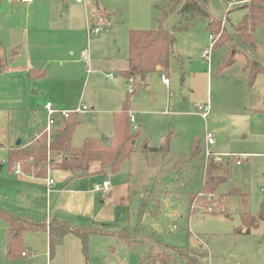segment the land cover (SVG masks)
I'll return each mask as SVG.
<instances>
[{"label":"rangeland","instance_id":"1","mask_svg":"<svg viewBox=\"0 0 264 264\" xmlns=\"http://www.w3.org/2000/svg\"><path fill=\"white\" fill-rule=\"evenodd\" d=\"M6 1L0 2L2 39H4L3 27L11 25L12 21L18 23L24 15L22 10L19 11L18 17L6 20L8 13ZM36 1L38 5L49 6L52 20L62 27L61 31L64 32L61 34L67 35L69 43L76 52L81 48L84 49L83 45H87L90 51L94 44L92 57L105 58L114 67L113 70L103 72L104 68H99L97 65V68L102 70L100 72L95 65H92V69L96 72L87 76L76 53L72 63L68 65L66 71L74 73L82 81L78 88L86 89L84 96L78 93L75 97L77 99L78 96V101L88 109V114L82 118L73 132L71 144L74 149L81 147L84 137L105 138L111 135V115L104 108L111 88L104 75L113 73L115 80L121 78L118 70L125 65L128 30L163 27L175 38L172 53L176 57L171 59L169 70L161 72L165 73L169 85L165 86L161 82V73H151L148 74L147 79V87L150 90L145 89V81L138 77L136 81L139 88L134 94H129L127 86H124L123 90V101L126 95L129 98V113L130 109L134 111L142 130L145 126L151 132V136H147L150 145H159L157 135L159 122L165 126L170 123V134L166 132L165 137H171L172 145L176 140L173 152L163 155V153L135 150L131 159L124 162L117 173L108 175L111 187L114 189L112 195L108 196L107 194L101 196L99 193L87 194L92 183L101 181L102 177L88 176L75 182L65 183L62 180L64 175L50 173L52 180L58 184L63 181L62 188L67 190V195L58 196V200L51 196L48 213L55 216L51 215V218L66 219L74 226L89 227L96 224L111 233L89 237L87 264H131V259L137 258V250L142 253V247L144 252L151 253H147V258L163 257L164 263H167L169 260L163 253L169 256H172V253L163 245L179 248L192 245L196 249L206 251L209 264H264V222H260L256 228L247 233L240 218L243 202L246 204L245 210L252 216L258 214L260 206L264 203V101L262 100L264 74L258 75L252 85L241 78L242 66L249 52L238 41L233 30L246 14L244 3L240 0H226V2L206 0L205 7L216 20H221L219 32L213 35L215 37L219 35L217 38L219 39L222 28L228 33L227 39L217 42L212 49L210 68H208L202 58L203 51L211 44L207 28L208 20L192 18L193 16L186 18L174 10L171 11L170 0H83V4L80 5H77L75 0ZM96 1L99 6L107 10L111 21L104 15L106 12L100 10L98 12L100 17L95 23L102 24L105 31L97 36L88 37L86 30L91 22H94L91 14ZM230 1L235 2L231 7L227 4ZM14 2L12 1V8L16 5ZM136 3L149 4L146 14L138 12L134 7ZM82 18L83 26H81ZM72 27L78 28L82 33L75 36H72V33L68 34L66 30ZM254 38L257 45L255 60L264 65V23L256 28ZM5 40L7 41L6 37ZM3 45L0 44L1 47ZM228 53H231L233 63L221 69L223 59ZM181 70L186 73L182 85ZM120 80L124 82L123 78ZM40 82L37 81L31 91H37V99L45 102L51 91L53 96L56 95V90L51 77L45 76ZM39 86L43 90H40ZM151 93L156 98L153 107L148 104ZM168 101L177 103V109L182 114L171 116V110L168 107L166 109ZM207 101L210 104V112L207 118L203 119L197 112V107ZM95 102L99 107L90 104ZM137 110L142 115H138ZM148 112L152 114L148 115ZM244 114L247 116L246 119L241 118ZM248 123L250 125L246 130ZM35 127L36 121L31 114L28 115V112L10 110L7 115L6 112L1 111L0 146L5 147L7 144L10 146L18 141L30 139ZM207 132H211L215 142H219L229 153L241 151L258 154H228L229 156L226 157L232 162L234 156L239 155L245 160L239 166L229 163L226 184H221L213 193L205 194L200 188L206 158L204 139ZM240 132L242 134H238ZM41 133L42 131H39L33 138L38 139ZM195 135L202 140L203 151L195 161L189 162V145ZM241 136L245 138L241 139ZM140 137V139L144 138L143 132ZM244 139L245 141H242ZM244 147L248 149L245 151L242 149ZM260 153L262 155L257 156ZM3 155L4 151H0V157ZM228 184L240 188L246 195L233 194L235 189L229 188L231 186ZM142 191L145 193L143 196ZM75 192L80 195L74 194ZM188 198L194 211L188 206ZM216 208L224 209V213H207L209 209ZM190 212L192 214H189ZM43 214L44 210L38 212L34 219L39 221ZM122 229L135 232L136 245H128L124 240L112 235ZM138 232L141 233L138 235ZM26 235L29 243L34 246L26 263L50 264L49 256L45 255V243H47L45 234L28 232ZM173 261L174 263L168 264H175V260H171ZM12 262L21 264L19 260ZM0 264H6L3 240L0 242ZM51 264H66L65 257L62 258L61 253H58V247L53 251Z\"/></svg>","mask_w":264,"mask_h":264},{"label":"crops","instance_id":"2","mask_svg":"<svg viewBox=\"0 0 264 264\" xmlns=\"http://www.w3.org/2000/svg\"><path fill=\"white\" fill-rule=\"evenodd\" d=\"M12 1H15L14 3H16V5L13 8L11 6ZM6 3H7L6 5L8 8L6 20L7 19L9 20L11 17H18L19 11L22 12V10L24 11V15L23 17L19 16L22 19H20L18 23L12 21L11 25L3 27L4 35L3 34L2 35L4 36V39H2V36L0 37V44H4L3 47L0 46L1 54L3 53L7 55L8 52L11 50L17 51V56L10 59L5 69L0 73V112L1 111L6 112L8 115L10 110H12V111H19V112H28L29 116L31 114L33 117V120L36 121V127L34 131L32 132V137H31L33 138L35 137V134L43 130L44 123H45V113L43 111V106L46 103H51L54 106V108L58 110H71L77 107L78 105L82 104L81 101H78V96H77V99L75 96L78 93H81L84 96L86 93V89L80 90L78 88L79 84L82 82L80 77L76 76L72 72L66 71L68 69V65L72 63V58L75 55V53L77 54L78 61L82 65L84 73L87 76L96 72V70L92 69L91 67L92 65H95L96 69H98L97 65L99 68H104L103 72H106V70H113L114 67H113V64H110L109 61L106 60L105 58L100 57V59H96L95 57H92V52L94 53V49H95L93 43H92L93 44L92 49L90 51L87 45H83L85 46L84 49H87L89 51V54L91 53L90 54L91 72L88 73L80 57V52L84 49L81 48L82 50L80 49L81 50V51L79 50L80 52L79 51L76 52L75 49L71 46V43H69V38L67 37V35L61 34L64 31H61L62 27L58 26L52 20V13L48 5L46 6L38 5V1L36 0H31L30 3H21L19 0H7ZM76 4L80 5L83 3L76 2ZM95 5L96 6L92 9V14H91V19L92 21H94L93 23H95V21H97V19L100 17V15L98 14L100 10L105 11L106 14L104 15H106L107 18L111 21V18L109 14L107 13V10L104 7L99 6L97 1ZM148 6L149 4L147 3L134 4V7L141 14H146V9L148 8ZM83 15L85 16V13ZM81 26H83V18H82ZM130 30L132 29H129L128 32ZM144 30H155V29H144ZM66 31L68 34L72 33L73 34L72 36H75V34L82 33L76 27H72L70 29H67ZM128 32H127V38H126V47H127L126 56L124 59L125 65H124V68L118 70V73L120 77L123 78L124 82L120 80L121 78H119V80H115V74L113 73H107L104 75V78L108 80V84L110 85V88H111L108 91V98L106 99L104 108L111 115V123H112V130H111L112 132L110 131L111 135L109 137H105L106 135H104L105 138H111L113 135V117L116 113H119L121 110L120 107H121V101H123L124 86L129 87V84L133 86L134 92L129 93L130 95L134 94L136 90H138L139 88V86L137 85V81H136L137 76H132L133 82L129 83L128 79L122 75V72L127 69L126 60H127V54H128V43H127ZM86 34H87V30H86ZM87 36L90 37L88 34ZM5 37L7 38V41L5 40ZM98 43H100V40H98ZM175 57L176 56H174V54L172 53V59ZM208 68H210V64L208 65ZM98 70H100V72L102 71L101 69H98ZM162 71L163 70L159 67V69L157 70L156 68V70L152 74L161 73ZM31 73H34L32 77H30ZM41 73L44 74V77L46 76V77L52 78V83L56 90V95L53 96L52 91H51V94L47 96V100L45 102L42 99L40 100L37 99V91H31L32 88L36 85V82L37 81L40 82L44 78V77L39 78ZM209 73H210V70L208 71V74ZM181 74H183V76H181ZM185 74L186 73L181 70L180 72V82H181L180 84L181 85L184 82ZM160 75H161V82L165 86H168L170 82L168 78L166 77L165 73H161ZM163 75L167 79V82H168L167 84H165L162 81ZM148 77L149 76L147 75L143 79L139 78L140 80L145 81L146 85L144 86L147 91L150 90V88L147 87ZM241 78L245 79L243 74L241 75ZM39 88L40 90H43L41 86H39ZM126 97L127 95L125 96V98ZM155 99L156 98L154 97V94L151 93L149 102H148L150 107L154 106ZM262 100L264 101V98ZM206 103L209 104V101L205 102L204 104ZM90 104L93 106L97 105L99 107V104L97 102L90 103ZM167 107L171 110L170 115L173 117L179 116L180 114H182L177 109V103L175 102L173 103V102L168 101V103L166 104V109ZM136 113H138V115H142L141 112L138 110ZM87 114L88 113H86L85 115ZM151 114L152 112H148V115H151ZM84 116H80V117L83 118ZM130 116L134 118V125L137 127L136 130L138 132V138L135 140L133 153L135 152V150H138L140 152H149L148 151L149 148L151 150L153 149L157 150V148H160L161 146H163V144L165 143V139H166L165 134L166 132L170 131L169 122L167 123L166 126L163 125L162 122H159V130L157 131L158 132L157 135L159 137V143H158L159 145L156 146V145H150V141L149 139H147V136L148 137L151 136L150 130H148L145 126L143 127V130H142V127H140V124H138L137 122L135 112L132 111L131 109L129 113V118ZM243 117L246 119L247 118L246 114L241 115V118ZM37 121L39 122L38 125H37L38 123ZM60 122H62V120H59L57 125L54 127L53 131L56 128H58V125L60 124ZM249 125L250 124L248 123L246 130L248 129ZM130 126H131L132 131H136L135 129H133V126L131 125V123H130ZM250 129H252V127H250ZM241 131H245V130H241ZM142 132H143L144 138L140 139L141 138L140 136H142ZM207 133L212 134L211 132H207ZM168 134H170V132ZM238 134H242V132ZM195 137H198V136L195 135L192 137L189 146H191V143ZM87 138H97V137H84L81 142H83ZM240 138L243 139L245 138V136H241ZM30 139H27V140H30ZM27 140L19 141V142L20 144H22V143L27 142ZM71 140H72V136H71ZM170 140H171V137H170ZM242 141H245V139ZM175 142L176 140L173 142V145H172V143L169 141L166 153H163V151L162 152L154 151L153 153H159V154L163 153V155L170 154L174 150ZM16 143L11 144L10 146L9 144H7V146L5 147L0 146V151H4L3 157H0V167H1V170H0V208L7 210L14 215L29 217L34 222L46 223L47 225L46 230L42 233L45 234L47 243H48V233L47 232H48V223H49L48 221L52 219L51 218L52 216H54L53 214L48 213V210H49L48 203H50L51 196L53 199L58 200L60 196L67 195L66 193L67 190H64L62 188L63 181L65 183H70V182L78 181L88 176H92L95 178L102 177L101 181H94L92 183V187L89 189V192L87 194L90 195L94 193L95 194L99 193L101 194V196H104L102 194H107V196L109 194L112 195L114 189L111 187V182L108 179V175H110L111 173H107V170H101V167L99 163L97 162H96L97 164H95V162L90 163L89 174L87 176H78L74 172L64 171L57 167H54V165L53 166L51 165L52 168L50 167V172H49L50 179H52L50 176L51 172H54L57 174L61 173L62 175H64L62 176L63 181H61L60 184L56 183V181L53 180L54 181L53 184L47 185V182L45 180L46 174L44 173V169L41 172H38V171L35 172L33 168H29V169L23 168V172H24L23 176L14 175L13 174L14 164L12 165L7 164L5 160L7 158L8 150L12 148V146H18L16 145ZM205 144H206V141H205ZM70 146L71 148L74 149V147L71 144V141H70ZM209 148L212 149L211 151L213 154L222 156L223 162L226 161L230 164L231 163L234 164V163L230 161V158H227L226 156H229L232 154L233 155L234 154H250V155L258 154V153H243L241 151H239L238 153H229L228 151H225V149L221 146L219 142L216 143L214 138H213V143L209 146ZM242 149L246 151V149L248 148L244 147ZM261 155L262 154L260 153L257 156H261ZM130 159L131 157L128 160H126L125 163L128 162ZM206 159L207 158H205V162H206ZM54 161L58 162V159L54 157ZM205 162H204V165H205ZM203 178H204V167H203ZM104 181L109 182L108 192L100 193V192H96L93 190L94 185L101 184ZM229 188L237 189L241 195H246L243 193V191L240 188L236 186H231ZM145 190L146 189H144V191ZM83 193H86V192L83 191ZM74 194L80 195V193L78 192H75ZM68 195H72V194H68ZM143 195H145V193L142 191V196ZM188 201H189V198H188ZM43 210H44V214L42 215L43 216L42 219H39V221L35 220L34 218L36 214H38V212L43 211ZM59 219L60 221L68 222L66 219H63V218H59ZM71 226L85 227L84 225H78V226L71 225ZM91 226L102 228L100 226H97L96 224H92ZM7 229H8V224L0 219V233L2 234V236H0V242H2L3 240L5 244H6ZM28 232H33V231H28ZM28 232H25L23 236V247H24V252L26 253V255L25 256L20 255L12 260L7 259L6 257V264L8 262H10V264H14V262L12 261H15V260L16 261L19 260L21 264H27L26 262L29 259L30 251L34 247L31 243H29V239L26 235ZM140 233L141 232H138V235ZM3 234L5 236L4 238L5 240L3 239ZM47 243H45L46 257L49 256V247L47 246ZM131 244L136 245L135 241ZM57 247H58V253L59 252L61 253L62 258L65 257L66 264H87L86 262L87 260L82 253L81 242L78 238L74 237L73 235L65 236L63 238L62 243ZM191 247H194V246L191 245ZM142 250L143 251L141 252L143 253L144 252L143 247H142ZM142 253L140 254V252L137 250V258L135 259L132 258L131 264H140ZM5 255H6V249H5ZM49 259H50L49 262L51 264L50 256H49ZM175 262H176L175 264H177L181 261L175 260ZM169 263H174V261L173 262L170 261ZM182 264L184 263L182 262Z\"/></svg>","mask_w":264,"mask_h":264},{"label":"trees","instance_id":"3","mask_svg":"<svg viewBox=\"0 0 264 264\" xmlns=\"http://www.w3.org/2000/svg\"><path fill=\"white\" fill-rule=\"evenodd\" d=\"M244 3L243 8L246 14L233 27L238 41L248 50L245 63L242 66V74L250 85L256 77L264 74V65L255 60L254 54L257 51L255 43V30L264 23V0H240ZM206 0H170L172 3L171 11L179 13L186 18H203L208 20V30L210 34L219 32L221 20H216L205 7ZM177 8L178 10H176ZM159 25L161 22L159 21ZM227 31L222 28V35L217 40L220 42L227 39ZM175 41L173 35L163 27L155 30H130L128 32V54L127 69L122 72L125 78L137 76L143 79L148 74L153 73L157 67L163 71L169 70L172 59V46ZM216 42V44H217ZM17 56L16 50H11L7 55L0 53V73L5 69L10 59ZM231 53H228L223 59L221 69L229 67L232 63ZM34 73L30 74L32 77ZM41 73L39 78H43ZM264 98V93H263ZM129 98L126 97L119 113L113 117V135L111 138H87L82 142L78 149L70 146L71 136L75 128L81 123L82 117L72 116L62 120L50 137L49 148H46V135L40 134L39 138H32L18 146H13L7 153V164L22 163L24 168H33L35 172H41L46 164L54 165L64 171L74 172L78 176H87L89 174V165L92 162L99 163L101 170H107V173H117L126 160H128L133 151L135 140L138 138V132L131 129L128 111ZM137 131V130H136ZM170 136L166 137L165 143L157 150L150 148L149 152L160 151L167 152ZM202 141L195 137L189 149V162H193L202 155ZM54 157L58 162L54 161ZM47 162V163H46ZM228 162L214 163L211 158H207L204 165V178L201 185V192L208 194L215 192L221 184L226 183L229 175ZM240 194L237 189L233 194ZM241 195V194H240ZM239 195V196H240ZM240 218L245 232H250L264 222V203L256 216H252L245 210V202L242 203ZM191 206V200L188 201ZM215 212H223L224 209H217ZM189 214H192L190 212ZM206 214V213H205ZM0 219L8 224L6 231V257L12 260L24 253L23 236L25 232H44L46 223L34 222L29 217L18 216L7 210L0 208ZM48 247L49 256L52 257L54 249L59 246L63 238L67 235H73L81 242L82 253L87 258L88 240L91 235H110L103 228L96 226L73 227L66 221L50 219L48 221ZM242 232L237 230V232ZM124 240L128 245L135 241V232L122 229L112 233ZM165 249L171 251V255L164 254L169 261L164 263L163 257H152L147 255L149 252H143L140 264H168L171 260L181 261L184 264H208V255L199 249L189 245L185 247H174L163 245ZM151 254V253H150Z\"/></svg>","mask_w":264,"mask_h":264},{"label":"built area","instance_id":"4","mask_svg":"<svg viewBox=\"0 0 264 264\" xmlns=\"http://www.w3.org/2000/svg\"><path fill=\"white\" fill-rule=\"evenodd\" d=\"M19 1L21 3H30L31 2V0H19ZM220 1L226 2V0H220ZM76 2L83 3V0H76ZM234 3H235L234 1L227 2L229 7H231ZM104 31H105V29L102 26V24L100 25V24H96L93 22H91L90 26H88V28H87V34L90 37L97 36ZM218 37H219V35H217V37H215V35H213V34L209 35V39H210L211 44L202 53V58L207 63V65L210 64L211 52H212V49L218 40L217 39ZM80 57H81V60L86 67V71L88 73H90L91 70H90V54H89V51L87 49L82 50L80 52ZM162 81L165 84L168 83L167 79L165 78L164 75L162 76ZM128 82L129 83L133 82L132 77L128 78ZM128 92L129 93L134 92V88L131 84H129ZM43 111L45 113V123H44V127H43L42 131L46 135V146H47V148H49V145H50V136L52 134V131H53L54 127L57 125V123L59 122V120L68 119L72 116L80 117V116H84L86 113H88L87 107L82 105V104L78 105L77 107H75L71 110H58V109H55L51 103H46L43 106ZM209 111H210V106L208 103L199 105L197 107V112L200 114V116L203 119L207 118ZM129 120H130L131 125L133 126V129L136 130L137 127L134 125V118L132 116H130ZM205 141H206V150H205L206 158H211L213 160V162L217 163V164L222 163L223 162L222 156L213 154L209 148V146L213 143L212 134L207 133L205 135ZM227 158H229V157H227ZM244 160H245V158L243 156H240V155L234 156L233 163L235 165L239 166L243 163ZM49 172H50V165L47 163L46 167L44 169V173L46 174L45 180L47 182V185H51L54 182L52 179H50ZM13 174L16 176H23V174H24L23 165L20 163H15L13 165ZM93 190L96 192L106 193L109 190V182L104 181L101 184H96L93 186ZM216 209H209V212H207V213H212ZM191 210L194 211L193 207H191ZM25 255H26L25 252L22 253V256H25ZM119 264H125V263H119Z\"/></svg>","mask_w":264,"mask_h":264},{"label":"water","instance_id":"5","mask_svg":"<svg viewBox=\"0 0 264 264\" xmlns=\"http://www.w3.org/2000/svg\"><path fill=\"white\" fill-rule=\"evenodd\" d=\"M159 69V67H157V70ZM20 144V142L18 141L17 143H16V145H19ZM0 170H1V167H0Z\"/></svg>","mask_w":264,"mask_h":264}]
</instances>
